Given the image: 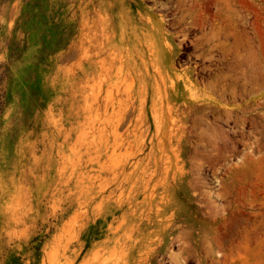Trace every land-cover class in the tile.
I'll use <instances>...</instances> for the list:
<instances>
[{
    "label": "rangeland",
    "instance_id": "1",
    "mask_svg": "<svg viewBox=\"0 0 264 264\" xmlns=\"http://www.w3.org/2000/svg\"><path fill=\"white\" fill-rule=\"evenodd\" d=\"M0 264H264V0H0Z\"/></svg>",
    "mask_w": 264,
    "mask_h": 264
}]
</instances>
